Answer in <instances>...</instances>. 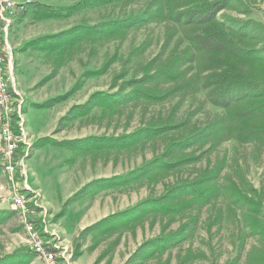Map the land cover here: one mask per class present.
<instances>
[{"label":"rangeland","instance_id":"374dc122","mask_svg":"<svg viewBox=\"0 0 264 264\" xmlns=\"http://www.w3.org/2000/svg\"><path fill=\"white\" fill-rule=\"evenodd\" d=\"M80 1L38 8L30 27L44 34L30 46L46 52L36 89L60 93L51 104L66 105L62 131L48 139H63L75 186L98 176L83 189V206L97 200L100 208L130 209L131 236L140 230L152 241L154 253L141 264H264V142L234 133L242 120L232 113L246 100L222 107L203 88L225 54L198 52L186 40L201 27L184 25L188 9L179 7L198 0H89L70 8ZM218 19L237 29L238 48L264 57V0H227ZM245 65L264 73V61ZM164 66H172L171 81ZM246 122L264 128L259 116ZM29 187L18 170L0 169V264H42L25 251L28 222L42 240H58L48 238L45 204ZM14 193L26 197L25 209Z\"/></svg>","mask_w":264,"mask_h":264},{"label":"crops","instance_id":"0c3cea01","mask_svg":"<svg viewBox=\"0 0 264 264\" xmlns=\"http://www.w3.org/2000/svg\"><path fill=\"white\" fill-rule=\"evenodd\" d=\"M13 1L16 6L9 14L12 23L7 37L1 35L0 42L14 61L13 82L10 86L13 94L22 100L24 130L30 143L28 147L21 144L17 154L21 155L26 147L27 155L21 169L30 186L29 190H35L31 191L34 194L39 191L45 204L48 238L58 239L52 243L58 246L62 264H141V258L154 251L152 241L142 235L140 230L136 231V237L131 236L130 228L127 227L130 224L127 221L131 219L127 217L130 209H112L107 205L100 208L97 200L83 206V197L89 192L86 190L84 195L77 198H73L74 194L89 183L96 184L98 176L84 179L75 186L74 180L70 178L72 171L67 168L68 151L61 143L63 139L60 135L38 144L39 140L49 138L50 134L62 131L60 121L66 114L63 101L46 105L60 93L42 95L44 91L36 89L43 76L36 78L35 73L46 62L43 57L46 52L44 47L30 46V40L44 34L35 32L30 23L38 20L35 18V14L40 12L38 8L49 3L48 0ZM92 190L94 194L100 192L93 187ZM71 202L75 203L69 204Z\"/></svg>","mask_w":264,"mask_h":264},{"label":"trees","instance_id":"16d2710c","mask_svg":"<svg viewBox=\"0 0 264 264\" xmlns=\"http://www.w3.org/2000/svg\"><path fill=\"white\" fill-rule=\"evenodd\" d=\"M197 2L200 4L199 6L189 3L179 7H186L188 9L185 12L187 19L184 25L201 27L199 33H194L191 37L186 36V40L198 52L206 50L215 54H225H222L223 58H221L222 67L220 64L212 67L215 74H210L208 77V80L211 79L212 83L203 85V88L208 93L210 101L214 104L222 105V107L228 108L230 104H237L246 100L245 106L236 109L232 113V117L242 120V124L236 127L239 131L234 133L237 134L236 137L240 140L249 141L254 139L264 142L263 125L253 126V123L246 122L258 116L264 119V73L253 75L244 71V68L247 67L245 65L246 63L255 60L264 61V57L257 56L254 58L248 55L249 51L238 48L239 44L237 41L240 34L237 29L225 23L223 20H216V14L227 7V0H198ZM88 3L89 0H83L70 8L74 9ZM230 59L237 60V66H234ZM163 70L165 79L171 81L173 76L172 66H164ZM235 91L241 92L242 94L231 97L228 101H224V98ZM11 92L13 93V91ZM95 96L94 94L91 95L92 98ZM59 98L61 96L51 99L46 105H52L51 103ZM220 139L224 140L223 137ZM45 142H48V138L39 140L38 144L41 145ZM103 180L100 182H103ZM94 183L85 185L83 189H87ZM83 189L75 193L73 198L81 196L85 192ZM96 190L99 191V187ZM25 251L32 253L28 247L25 248Z\"/></svg>","mask_w":264,"mask_h":264},{"label":"built area","instance_id":"2783aa9c","mask_svg":"<svg viewBox=\"0 0 264 264\" xmlns=\"http://www.w3.org/2000/svg\"><path fill=\"white\" fill-rule=\"evenodd\" d=\"M15 6L16 3L13 0H0V36L7 37L12 23L9 14ZM13 69L12 56L0 42V169L8 174L18 170L19 175L23 176L24 173L20 169L23 168V159L26 154L22 153L18 156L17 151L21 144L28 147L30 143L24 130L22 100L11 93ZM25 198L22 193L13 194V203L18 209H25L27 203ZM31 213L32 210H30ZM26 228L29 234L28 248L35 258L42 264H60L59 259L62 255L58 251V246L42 240L32 222H28Z\"/></svg>","mask_w":264,"mask_h":264},{"label":"bare ground","instance_id":"6f19581e","mask_svg":"<svg viewBox=\"0 0 264 264\" xmlns=\"http://www.w3.org/2000/svg\"><path fill=\"white\" fill-rule=\"evenodd\" d=\"M92 98V97H91Z\"/></svg>","mask_w":264,"mask_h":264}]
</instances>
